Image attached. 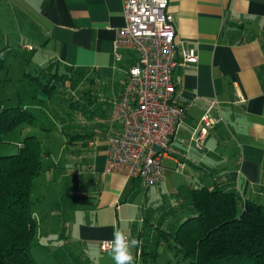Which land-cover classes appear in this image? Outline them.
Wrapping results in <instances>:
<instances>
[{
	"label": "crops",
	"instance_id": "crops-1",
	"mask_svg": "<svg viewBox=\"0 0 264 264\" xmlns=\"http://www.w3.org/2000/svg\"><path fill=\"white\" fill-rule=\"evenodd\" d=\"M122 4L0 0L1 67L14 51V59L29 57L33 69L60 64L84 69L94 78L97 97L77 117L89 132L79 147L91 158H86L87 178L77 188L73 222L64 234L69 242L80 243L83 255L96 251L98 264H114L100 247L112 239L114 229L137 239L143 234L144 242L146 234H153L150 224L168 217L187 186L217 184L264 203V0H168L176 58L181 62L183 51L192 50L197 60L174 69L175 94L185 115L173 138L177 153L162 159L163 177L152 186L106 170L108 139L122 129L112 118L113 103L134 61L128 49H119V59L114 55L116 31L125 23ZM13 42H18L17 52ZM238 94L244 102L236 101ZM213 99L223 120L198 148L194 130Z\"/></svg>",
	"mask_w": 264,
	"mask_h": 264
},
{
	"label": "trees",
	"instance_id": "trees-1",
	"mask_svg": "<svg viewBox=\"0 0 264 264\" xmlns=\"http://www.w3.org/2000/svg\"><path fill=\"white\" fill-rule=\"evenodd\" d=\"M24 74L23 80L35 90L31 97L40 102L45 117L50 118L51 111L57 114L47 106L52 101L61 110L54 128L59 127L67 153L78 155V163L86 168L87 157L82 156L80 147L86 144L89 132L85 125H79L77 117L89 111L97 97L92 86L94 78L87 77L84 69L52 63ZM17 95L16 105L0 104V136L33 127L41 120L32 109L35 104L31 106L21 94ZM39 125L43 131H52L42 120ZM17 147L15 153L0 155V264H40L33 254L38 222L32 194L43 158L50 151L35 133L25 134ZM67 193L72 195L73 210L76 194ZM177 202L165 220L150 224L154 244L172 242L174 251L188 264H264V203L217 184L187 186L177 194ZM150 244L147 239L142 242V260L157 257V247L150 251Z\"/></svg>",
	"mask_w": 264,
	"mask_h": 264
},
{
	"label": "built area",
	"instance_id": "built-area-1",
	"mask_svg": "<svg viewBox=\"0 0 264 264\" xmlns=\"http://www.w3.org/2000/svg\"><path fill=\"white\" fill-rule=\"evenodd\" d=\"M167 6L168 0H123L125 23L113 42L117 59L123 48L134 53V61L113 103L112 118L122 129L108 139L106 170L141 178L146 186L159 184L162 159L177 153L173 138L185 109L175 94L174 69L197 60L192 50H184L182 61L177 60L175 21ZM237 97V102L245 101ZM222 120L219 102L213 99L194 130L195 146L201 148L209 129ZM105 242L102 250L108 248Z\"/></svg>",
	"mask_w": 264,
	"mask_h": 264
},
{
	"label": "rangeland",
	"instance_id": "rangeland-1",
	"mask_svg": "<svg viewBox=\"0 0 264 264\" xmlns=\"http://www.w3.org/2000/svg\"><path fill=\"white\" fill-rule=\"evenodd\" d=\"M4 43L6 42H2L1 46ZM13 43L15 45L13 48L17 52L19 50L18 42ZM12 52L14 55V51ZM13 55L11 57L5 56V65L0 66V104L5 107L16 105L18 103L17 94L19 93L23 96L24 102L31 106L37 105V108L32 109L44 125H48L47 127L52 130L43 131V128L39 125L41 120H38L33 127L15 130L0 136V155L15 153L18 148L17 142L28 133H35L42 140L43 146L50 151V154L43 158L42 169L39 177L35 180L32 194L34 215L38 222V233L33 246V254L40 264H98V253L96 251L84 250L83 255L80 243L69 242L63 236L65 230L69 227L68 223L71 225L73 222L70 218L73 216L70 207L72 195H68L67 192L78 196L77 188L87 178L86 171L81 170L85 166L78 163L80 161L78 155L74 156L67 153L65 139L59 132V127L54 128L53 123L61 110L52 101L47 106L57 111V114L51 111L52 116L47 118L40 110V107H42L40 102L31 97L35 92L34 87L23 80L25 72H33V67L28 66L29 57L27 59H14ZM56 122L59 126V121L56 120ZM47 136L50 138L47 139ZM82 156L88 159L91 158V154L88 153H84ZM74 162L77 164L75 165ZM162 165L164 167L163 162ZM67 173H69V176H66ZM67 234H69V231H67ZM147 236V241L151 243L148 245V250L153 251V248L157 247V257L155 259L148 257L147 260H142L140 258L142 248L139 247L135 254V264L189 263L181 254L174 251L172 242L163 241L154 244L153 235L146 234L145 238ZM150 237L151 240H149ZM50 239L54 240L49 241ZM142 239L143 234H141L139 240L143 242ZM90 251L92 254L88 255Z\"/></svg>",
	"mask_w": 264,
	"mask_h": 264
},
{
	"label": "clouds",
	"instance_id": "clouds-1",
	"mask_svg": "<svg viewBox=\"0 0 264 264\" xmlns=\"http://www.w3.org/2000/svg\"><path fill=\"white\" fill-rule=\"evenodd\" d=\"M105 243L108 245L107 254L114 264H135L133 250L142 245L141 240L119 228L114 229L112 239Z\"/></svg>",
	"mask_w": 264,
	"mask_h": 264
},
{
	"label": "water",
	"instance_id": "water-1",
	"mask_svg": "<svg viewBox=\"0 0 264 264\" xmlns=\"http://www.w3.org/2000/svg\"><path fill=\"white\" fill-rule=\"evenodd\" d=\"M155 149H156V150H159V147H158V146H155Z\"/></svg>",
	"mask_w": 264,
	"mask_h": 264
}]
</instances>
